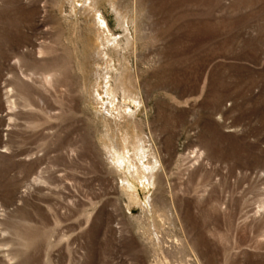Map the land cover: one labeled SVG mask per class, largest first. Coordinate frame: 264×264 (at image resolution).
<instances>
[{
    "label": "rangeland",
    "instance_id": "1",
    "mask_svg": "<svg viewBox=\"0 0 264 264\" xmlns=\"http://www.w3.org/2000/svg\"><path fill=\"white\" fill-rule=\"evenodd\" d=\"M0 264H264V0H0Z\"/></svg>",
    "mask_w": 264,
    "mask_h": 264
},
{
    "label": "bare ground",
    "instance_id": "2",
    "mask_svg": "<svg viewBox=\"0 0 264 264\" xmlns=\"http://www.w3.org/2000/svg\"><path fill=\"white\" fill-rule=\"evenodd\" d=\"M87 1L88 0H86V2ZM90 5L91 4L86 5L85 12H87L91 16L92 19L91 21L94 26V32H95V40L93 41L94 48L92 47L93 50L91 51V53L94 54L96 58H102L104 57L103 47L100 44L101 39L100 38L98 39V36L99 34L100 36H102V34L104 35L105 25L103 21L100 19V17L97 16L96 10L87 8L90 7ZM111 43L115 44L116 41L113 40L111 41ZM116 46L112 45V48L116 50ZM49 79L50 78L46 76L43 78L44 82L46 83L49 81ZM115 80H116V90L120 93L122 97H126V99L127 98L133 99L135 101L137 100L136 99L137 96L136 95L134 96L133 88L131 87L128 78L123 76L122 72L117 75ZM112 100H113L112 96H109V101L111 102ZM108 136L109 139L104 146V150L106 152V156L109 158V160H111V163L113 164L115 171L117 170L119 172H122V179H121L122 189L124 194L128 198V204L130 203V204L141 205L142 207L141 209L144 211L145 215L147 214V217H149L151 213L155 211L154 214L156 213L155 214L156 218L161 222H163L164 221L163 214L161 213L157 214L158 211L156 210L153 211L152 206H151L152 209L151 211V209L149 210L144 203H139L137 199L138 197L136 196V193L134 191V186L131 182V181H134L135 183L138 182L137 184L138 185L140 184V186L145 189H148L149 187H153L154 185L159 184L160 179L158 173V166H159L158 160L154 156H150L151 154L149 153L148 150L143 149L142 143L144 141L142 142V137L140 138L139 136H136L135 134L131 135L130 133L127 134L124 133L123 136L120 133L116 134L115 136L110 135L109 133ZM127 147L131 148L130 156L127 155L128 152V150L126 149ZM147 157H149L150 159L146 160L147 161L146 163H143L142 161L145 160ZM123 169L126 170L122 171ZM148 221H150L149 223L151 224V220L149 219ZM153 223L155 224V220L153 221ZM154 230L155 228L153 227L151 231ZM150 235H152V233ZM157 235L158 234L156 233V239H158Z\"/></svg>",
    "mask_w": 264,
    "mask_h": 264
}]
</instances>
